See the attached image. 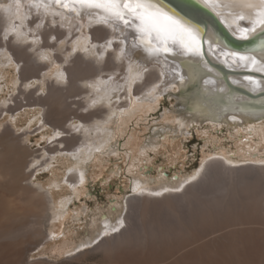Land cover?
Returning <instances> with one entry per match:
<instances>
[{
  "label": "rangeland",
  "instance_id": "1",
  "mask_svg": "<svg viewBox=\"0 0 264 264\" xmlns=\"http://www.w3.org/2000/svg\"><path fill=\"white\" fill-rule=\"evenodd\" d=\"M11 5V17L6 15L7 7H0L3 13L0 58L5 55L11 58V63L0 65V196L6 195L13 209L10 224L17 226L22 216L30 213L42 212L43 215V227L36 239L25 243L23 234L15 233V242H23L27 248L23 264H264L263 184H244L230 195L225 193L226 196L219 190L221 179L216 180L213 187L205 180L209 175L201 180L197 175L205 164L213 165V168L224 163L238 168L263 166L264 121L240 127L189 121L178 130L176 116L181 109L178 85H172L162 94L159 93L161 86L151 93L149 86L150 89L139 95L136 87L141 81H138L133 83L128 97L124 95L113 101L111 106L116 107L117 112L108 124L110 135L102 144L92 146L90 156L75 165L72 156L80 155L89 146L85 132L95 129L93 124L102 119L84 122L79 116L108 110L109 105H101L103 102L98 101L97 92L110 86H124L125 81L129 82L130 72L133 76L137 70L130 69L127 60L123 59L120 49L124 40L117 31L98 43L105 47L96 58L91 54L94 50L91 31L97 25H89L88 17L64 19L58 13L50 15L43 9L37 10L31 1ZM13 27L26 33L24 39L16 40V34L10 30ZM109 40L111 46L107 45ZM114 45L119 47V59ZM15 51H25L23 57H31L28 64L33 69L36 67L34 71L41 69L35 72L36 77L24 78L21 68L25 60L17 63ZM109 55L118 69L103 79L110 74L103 70L108 66ZM65 68L71 71L76 92L69 89ZM81 68L87 75L95 72L98 76L87 82L78 80L73 72ZM59 75L64 76V84ZM93 86L96 91H89ZM126 91L124 86L117 95ZM55 94L61 97L62 108L68 112L62 129L46 122L45 116L52 108L48 100ZM104 112L101 114L105 115ZM73 135L81 138L78 146L66 150L68 143L63 139ZM150 138L153 139L151 144ZM9 144L26 147L24 150L18 147V150L23 164H29L26 169L31 175L28 196L41 188V193L45 191L43 206L40 207V199L28 201L25 189L16 181L17 173L12 166L15 154ZM36 159H39L38 163ZM82 175L84 178L81 179ZM172 175L179 177L173 179ZM70 176L77 177L76 181H69ZM136 180L142 184L141 191L145 194L150 193L149 189L164 185L177 187L188 180L186 185L192 184L193 201L188 202L179 194L174 197L177 205L173 209L158 210L144 218L146 232L137 238L116 248H101L93 253L91 250L88 255L77 258L80 250L93 249L102 238L99 236L106 219L116 224L129 213L130 221H135L129 227H135L140 200L137 203L133 198L141 195L135 188ZM183 188L173 190L181 193ZM65 200L67 204L61 206ZM57 213L58 218H54ZM91 240L95 245L93 242L77 249Z\"/></svg>",
  "mask_w": 264,
  "mask_h": 264
},
{
  "label": "bare ground",
  "instance_id": "2",
  "mask_svg": "<svg viewBox=\"0 0 264 264\" xmlns=\"http://www.w3.org/2000/svg\"><path fill=\"white\" fill-rule=\"evenodd\" d=\"M23 1H31L33 5L36 2V0H0V7H3L4 9L7 7L8 13L6 15L8 17H11L10 16L12 14L11 4H13L14 2H23ZM195 1L197 2V0ZM157 2H161V0H157ZM43 3L49 5V7L47 10H45L43 7H41L40 9L41 10L43 9L44 12L50 13V15L52 13H58L64 19L69 18L68 20H73V19L76 20L77 18L86 16L90 19L89 25H97V27H95L93 31H91L93 35L92 46L94 49L92 50L91 54L92 55L94 54L96 58H98L100 53H102L100 52L102 49L98 43L106 40L107 37L110 38L117 31V35L122 37V39L124 40V44L128 45V47L125 48V52L127 54L123 55V59L127 60L130 69L137 70L136 74L133 76H132V72H130L131 75L128 80L129 81L128 83L127 81L124 82L125 83L124 86L127 90L124 94L120 96L117 95L119 91L122 89V87H124L123 85L122 86L119 85L116 87L110 86L101 90L100 92H97V96L100 97L98 101L104 103L101 104L100 102V104L107 106L109 105L107 107L108 110H103V112L105 111L104 112L105 115H102L103 112H101L102 114L98 112H90L88 115H80V116L78 115L80 118H82L84 122L96 121L95 119L97 118H102V119L96 121L93 124L96 130L95 129L88 131L85 130L86 132L84 137L87 139V142L89 141L88 144L89 146L88 149H86L80 155L72 156V159L76 161L75 165L81 163L83 160H85V158L90 156L92 151V146H97L98 144L99 145L102 144V142L105 141L107 137L110 135V128L108 127V124L109 121H111V119L114 116H116V112H117V108L116 107L113 108L114 106L113 107L111 106L113 101H115L116 99L118 100V98H123L124 95L128 97L130 95V90L132 88L133 83H136L138 81L142 82V80H144V82L143 83L140 82L139 85H137L136 87L137 94L139 95L140 93H143L144 91L150 88H151L150 93L152 91H156L158 89V86H161L159 89V93L162 94L163 92L167 91V89H170V87H172V85L174 84H177L180 90L183 91V96L182 94H180L179 96V104L181 106V109L179 110V114L176 116L177 119L176 128H178V130L182 129V127L187 125L189 121H196V122L210 121L212 123L215 122L219 124H229V125L232 124L236 127L245 126V124L246 125L254 124L257 123L258 121L262 123L264 121V71H257L258 68L264 67V31H261L259 28H257V30L254 33H251L248 36L249 39L256 41V43L250 47H246L247 50L244 49L243 52L234 50L231 46L227 45L226 42L223 40V38L216 32V30L213 27L209 26L204 42V46H205L204 48L207 52V57L204 56L202 61L200 60V58H196V57H173L171 55H169L167 58L163 56L149 57L147 56L146 53L143 52L142 49H135V50L131 49L130 47L131 42L135 39L134 35L131 32H125L124 29L121 28L119 25H105L101 22H98V15H103L102 10L91 9L88 10L87 13L81 10L79 15H77L76 11L72 10L76 6L71 4V0H69L70 3L69 8L62 7L64 0H61V4H56L55 0H43ZM161 6L166 7V9L170 8L175 12L179 13L181 16L186 17L189 21H191L195 25H198L200 29L204 33H206V30L203 25L195 22L188 16L182 14L180 11H178L176 8L172 7L171 5L163 1ZM208 9L211 10L217 16V18L226 26L228 31L233 36H235L236 38L245 39L242 38L239 29L250 28L251 24L249 22L243 20L239 21V29H238L236 25L230 23L227 16H223V17L219 16L211 8ZM237 11H239V9H237ZM1 16H3L2 12H0V21H1ZM21 19L25 20L26 18H21ZM23 20H20L19 22H24ZM103 25H105L106 28L103 29ZM121 32H123L124 34L121 35ZM86 40H88V38H86ZM209 43L212 44L211 51L208 50ZM114 49L115 52L117 53L119 47L114 45ZM233 52L239 53L241 55L255 57L257 63L253 65L250 62L234 59L231 55V53ZM15 54L19 60V62L17 63H20V60L21 61L25 60V64L21 68L22 74H24V78H26L27 80V78L36 77L37 73L35 72L40 71L41 69L38 67V69L40 70L34 71L36 67L34 66L33 69L32 68L33 66L31 67V65L28 64L31 63L29 59L30 56L24 58L23 55H26L25 51L22 52L15 51ZM116 57L117 59H119L120 54L117 53ZM10 61L11 58L8 55H5L0 58V63H1L0 65L11 63ZM209 61H214V62H209ZM106 62H109L108 66L106 65L107 68L105 67V69L103 70L109 71L110 74L103 76V79H107L111 74L114 73V71L118 69V65L115 64L114 61H112L110 55H109V60ZM221 65H224L225 69L221 67ZM83 69L81 68L80 70L78 69L73 72L74 75L76 76V79L87 82L89 80H95V77L98 76V74L96 75L95 72L94 74L93 72H90L92 74L87 75V73H84L87 71H82ZM70 72L71 71H69V68L68 70L66 69V73L68 75V80H69V84H68L69 89L71 92H73L77 88H76V84H74L73 81L71 80ZM168 72L170 73V75L168 74ZM83 73L84 76L79 77L81 74L83 75ZM58 78L60 79L62 84L65 83V79L63 75H59ZM149 86L150 88H148ZM194 87H198L197 93L194 96L185 97L184 94H186L189 90H191ZM89 89H90L89 91H96L95 86ZM48 101L51 104L52 108H50L51 110L45 116L46 122L53 124L57 128L62 129L64 122L67 120V114H68V112L62 108L63 101L61 97L58 96L57 94L51 95ZM157 101H154V103H156ZM2 103L4 105L7 104L6 101H3ZM145 103H147V101ZM65 131L66 130H63L62 132ZM156 134H158V132H156L155 135ZM2 138L5 139V136H3ZM7 138L9 137L7 136ZM80 139H81L80 137H77L75 135H73L72 138H68V137L64 138L63 140H65L68 143L66 150L67 149L70 150L73 149L75 146H78V142ZM152 142L153 139L150 138V144ZM14 145L10 146L9 144L10 146L9 149L11 150V152H13V154H15L12 163L13 169L17 173L15 174L17 175V178L16 176L15 178L16 181L18 180V182L21 184V187L25 189L24 190L22 188L25 191V194L28 196V190H31V186L29 185L28 180L30 179L31 175H29L26 169L29 167V164L28 165L23 164L24 161L22 160L23 158L21 157L19 152L23 148L26 149V147L24 146L23 148H20L22 146L14 147ZM18 147L20 148V150H18ZM6 151L8 152V150ZM8 154L11 155V153ZM225 160L227 161V163H230L228 159ZM35 162L38 163L39 159H36ZM218 166L219 168L216 167L213 168V165L210 166L209 164H205L204 167L197 173V175H200L198 180L204 179L203 177H208L209 175V179L207 180L205 178V180L209 184H211V186L213 185V187H215L216 185L214 186V184H217L216 182L219 179H221L222 181L221 180H220L221 182L219 181V183H221L219 190L221 192H224V194L226 193L227 195L228 193L229 195L234 193V191L238 187L244 184L246 185L250 183L251 184L256 183L261 185L263 184V188H264V165L256 166V167L250 166V167L238 168V167L230 166L229 164L227 166V164L224 163L221 164V167L220 164ZM13 175L14 174H12V177H14ZM70 177L71 178H69V181L72 182L76 181L77 177L74 176H70ZM80 178L81 179L84 178V175L80 176ZM187 183L188 180H185L184 182L180 183V185L177 187L164 185L158 188L149 189L150 190L149 193L150 195H149L141 191L143 189L142 184H140V182L136 180L135 188L138 192H141V195L135 196L133 198L134 201L137 200V203L138 200H140L139 202L140 208L137 210L138 212L136 211L137 219H136V224L134 225L135 227L133 226H132L133 228L129 227V224L133 225V222H135L133 221L135 219L132 220L133 222L130 221V219L132 218L130 217L129 213L126 215L124 219H120L116 224H112L109 219H106V221L104 222V229L99 236V238L100 237L102 238H100L96 242V245H95V241L93 240L79 245L77 249L82 248L87 244L91 245L93 244V242L95 246L93 247V249L90 250L89 249L80 250L77 255V258L81 259V257L85 256L91 250L93 253L95 252L94 250H98V249L101 250V248L104 249L116 248L118 246L129 243L128 241L132 240L135 237L137 238L140 233L146 232L147 223L144 218H146L149 214H152L158 210L160 211L163 209H173L177 205L176 201L174 200V197L178 196L179 194L181 195L182 198L184 197L185 200L187 199L188 202H191L192 194H193L191 190L192 184L186 185ZM175 188L176 189L183 188V189L181 190V193L179 192L175 193V191L173 190ZM39 190L37 189L34 190L33 195L28 196L29 198L28 201L30 200L32 202V200L34 199H40L42 201V203H40V207H41L43 206L44 200L42 199L45 198L44 195L45 191L42 190L44 191L43 194V192L41 193ZM66 204H67L66 200L61 202V206H65ZM191 205H193V203ZM33 207L35 206L33 205ZM59 211L61 212L63 211V209H60ZM12 213H13V209L9 205L6 195L0 196V264H21L24 253L27 249L25 248L23 242L26 243V242H30L33 238L36 239L35 237L38 234L40 235L41 233L40 227H43L41 223L43 218V215L41 214L42 212L23 215L21 222H19L17 226L13 225L14 223L13 224L9 223V220L12 217ZM58 215L59 213L55 214L54 218H58ZM113 228H116L117 231L113 232L112 231ZM17 231L21 232L24 236V241L20 244H17V242H15V233ZM105 232L107 233V235L104 234ZM39 239L41 238L39 237ZM42 244L43 243H41V245ZM99 264H103V263L100 262Z\"/></svg>",
  "mask_w": 264,
  "mask_h": 264
},
{
  "label": "snow or ice",
  "instance_id": "3",
  "mask_svg": "<svg viewBox=\"0 0 264 264\" xmlns=\"http://www.w3.org/2000/svg\"><path fill=\"white\" fill-rule=\"evenodd\" d=\"M163 0H71L75 5L72 10L79 15L83 10H102L103 15H98V22L105 25H119L125 32H131L135 39L131 42V49H142L149 57H196L203 60L205 55L204 37L205 33L198 25L193 24L186 17L181 16L174 10L162 7ZM205 7L211 8L219 16H227L230 23L239 29V21H247L251 24L250 28L239 29L242 38H248L257 28L264 31V0H197ZM56 4H61V0H55ZM34 7L39 10L43 7L48 9L49 5L44 4L43 0H36ZM62 7L69 8V0H64ZM239 9V11H237ZM40 27V25H37ZM16 34V40H21L26 33L20 32L17 28L10 29ZM124 33L121 32V35ZM7 39V33L4 35ZM55 40V37H52ZM111 41L107 45L111 46ZM120 51L125 54L124 42ZM104 49V45L100 46ZM208 50H212L209 43ZM223 54V53H222ZM234 59L257 63L255 57L231 53ZM47 58V57H43ZM257 71H264V67ZM62 78V77H61ZM117 231L116 228L112 229ZM107 235V233H104Z\"/></svg>",
  "mask_w": 264,
  "mask_h": 264
},
{
  "label": "water",
  "instance_id": "4",
  "mask_svg": "<svg viewBox=\"0 0 264 264\" xmlns=\"http://www.w3.org/2000/svg\"><path fill=\"white\" fill-rule=\"evenodd\" d=\"M163 1L171 5L172 7L176 8L182 14L188 16L195 22L203 25L206 30L205 34H207V30L209 26L213 27L216 30V32L223 38L226 44L231 46L234 50L243 52V50L246 49V47H250L256 43V41L251 40L249 38L241 39L233 36L228 31L226 26L217 18V16L211 10L201 5L200 3L196 2L195 0H163ZM204 42H205V37H204ZM204 56L207 57L206 50ZM209 62H214V61H209ZM221 67L224 68V65H221ZM197 90L198 87H194L184 95L185 97L194 96L197 93ZM181 94L183 96L182 90H181Z\"/></svg>",
  "mask_w": 264,
  "mask_h": 264
}]
</instances>
